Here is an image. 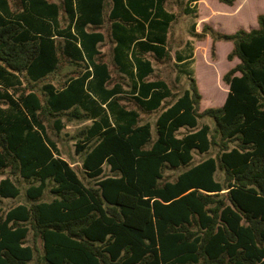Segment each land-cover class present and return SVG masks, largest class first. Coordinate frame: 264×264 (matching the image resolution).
<instances>
[{"label":"trees","instance_id":"16d2710c","mask_svg":"<svg viewBox=\"0 0 264 264\" xmlns=\"http://www.w3.org/2000/svg\"><path fill=\"white\" fill-rule=\"evenodd\" d=\"M198 1L0 0V201L26 195L0 206V264H264V14L191 25L239 61L201 112L193 44L169 36ZM71 122L83 177L51 136Z\"/></svg>","mask_w":264,"mask_h":264},{"label":"rangeland","instance_id":"374dc122","mask_svg":"<svg viewBox=\"0 0 264 264\" xmlns=\"http://www.w3.org/2000/svg\"><path fill=\"white\" fill-rule=\"evenodd\" d=\"M198 15L196 18L186 17L180 15L177 24L174 27L173 41L177 44H182L187 40H192L194 44V58L195 64L193 66L195 71V79L202 94L200 111L208 108L220 107L224 104L227 94L228 86L223 82V75L234 67L239 61L227 60V54L232 49L231 42L215 43L216 52L215 58L211 57V48L213 41L211 37L199 41L191 35V25L196 24V30L201 32L204 25H209L217 31L232 34L238 29L251 30L257 28V17L264 14V0H235L233 6H228L219 3L216 0H199L197 3ZM175 11H178L176 8ZM106 30V29H105ZM101 52L107 59L111 58L112 43L111 39L107 37L106 42L101 46ZM164 76L174 79L173 69L166 70L165 67L160 69ZM183 88L187 86V80L182 81ZM150 120L153 117L148 118ZM201 124L207 123L213 126V122L209 118H204ZM88 122H71L58 136L51 133V136L57 140L58 147L61 151V157L70 163L80 177H83L82 159L75 154L74 141L71 137ZM213 155H200L195 153V163L202 159ZM5 176L0 177L3 178ZM222 179V175L218 176ZM25 190L17 199H3L0 201V206L4 210L10 207L23 204L26 201ZM50 198V194H47Z\"/></svg>","mask_w":264,"mask_h":264},{"label":"crops","instance_id":"0c3cea01","mask_svg":"<svg viewBox=\"0 0 264 264\" xmlns=\"http://www.w3.org/2000/svg\"><path fill=\"white\" fill-rule=\"evenodd\" d=\"M107 17H108V11L106 12V20H107ZM195 30H196V28H195ZM103 32L107 35V37H108V32H107V29L106 30H103ZM196 32H199V31H197L196 30ZM173 34H174V29H173V32H171L170 33V40H171V45H172V55L174 56V54H175V52H176V50H179V49H181L182 47H183V45H184V43L186 42H184L183 44H182V42L181 43H175L172 39H173ZM110 38V37H109ZM111 39V38H110ZM106 40H107V38H106ZM187 41H191L192 42V44H193V41L192 40H187ZM106 42V41H105ZM111 43H112V41H111ZM220 42H218L217 44H219ZM113 47H114V45H113V43H112V49H113ZM193 47H194V44H193ZM102 53V52H101ZM103 54V53H102ZM104 55V54H103ZM111 55H112V50H111ZM195 55V54H194ZM106 60H108L107 58H106ZM153 67L155 68V70H156V75H162V76H164V74H163V72L160 70V69H162L163 67L162 66H159L157 63H155V62H153ZM173 74H175V73H173Z\"/></svg>","mask_w":264,"mask_h":264}]
</instances>
